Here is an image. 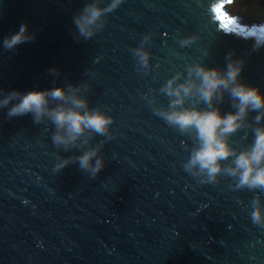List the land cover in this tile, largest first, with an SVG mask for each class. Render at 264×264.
<instances>
[{
	"label": "water",
	"instance_id": "1",
	"mask_svg": "<svg viewBox=\"0 0 264 264\" xmlns=\"http://www.w3.org/2000/svg\"><path fill=\"white\" fill-rule=\"evenodd\" d=\"M231 1L122 0L102 30L77 41L73 16L91 0H0V90L87 83L89 107L113 117V138L91 141L105 140V167L91 179L78 163L57 171L58 155L80 152L54 146L51 122L9 119L0 108V264H264V227L250 216L264 192L234 190L223 175L218 184L199 183L182 167L193 139L145 99L167 108L159 89L169 78L197 62L223 70L229 52L244 61L241 81L264 94V25L228 21ZM22 22L35 40L5 50L4 37ZM147 33L145 75L130 49ZM190 36L197 40L181 47L179 38ZM217 106L234 111L227 94ZM253 139L243 128L230 143L241 149Z\"/></svg>",
	"mask_w": 264,
	"mask_h": 264
},
{
	"label": "clouds",
	"instance_id": "2",
	"mask_svg": "<svg viewBox=\"0 0 264 264\" xmlns=\"http://www.w3.org/2000/svg\"><path fill=\"white\" fill-rule=\"evenodd\" d=\"M121 3L122 0H110L105 7L99 6V0L86 3L73 16L76 29L73 38L77 41L80 38L91 39L104 28L107 14ZM150 37L151 33L145 34L139 46L130 49L136 60L137 72L145 75L150 70V53L144 45ZM35 38V33L28 31L27 23L22 22L18 31L4 37L3 48L15 50L20 44ZM196 40L197 37L190 36L179 38L178 42L185 47ZM225 60L223 70L197 62L187 65L186 76L177 72L169 78L159 89L169 98L167 108L156 107L155 97L149 99L145 96V99L153 107L154 114L169 127L193 139L189 156L182 167L199 183L218 184V177L223 175L232 179L230 187L234 190L246 188L264 192V124L261 123L264 121V94L258 87L241 81L243 59L233 58V53L229 52ZM48 72L54 77L60 75L55 68L48 69ZM88 90L87 83H68L65 87L26 93L0 90V108L7 109L9 119L31 114L36 124L51 122L54 146L66 152L73 149L80 152L67 158L58 155L57 171L71 163H78L83 172L95 179L105 167L104 158L99 153L105 140L113 138L110 131L113 117L99 107H89L82 94ZM225 94L230 98L234 111L221 114L217 105L224 100ZM201 103L206 107H198ZM251 112L257 114L250 121ZM243 128H251L254 139L246 147L237 149L230 143V137ZM97 135L105 137V140L93 146L91 141ZM250 216L253 224L264 227V204L259 196L251 201Z\"/></svg>",
	"mask_w": 264,
	"mask_h": 264
},
{
	"label": "rangeland",
	"instance_id": "3",
	"mask_svg": "<svg viewBox=\"0 0 264 264\" xmlns=\"http://www.w3.org/2000/svg\"><path fill=\"white\" fill-rule=\"evenodd\" d=\"M226 5L230 13L242 21L264 19V0H233Z\"/></svg>",
	"mask_w": 264,
	"mask_h": 264
},
{
	"label": "bare ground",
	"instance_id": "4",
	"mask_svg": "<svg viewBox=\"0 0 264 264\" xmlns=\"http://www.w3.org/2000/svg\"><path fill=\"white\" fill-rule=\"evenodd\" d=\"M233 1V0H232ZM227 7V5H226ZM226 10L230 13V11L226 8ZM231 14V13H230ZM232 17L228 18V21L230 20L234 25H240V24H258V25H264V21H253V22H245L239 19V17H237L236 15H232Z\"/></svg>",
	"mask_w": 264,
	"mask_h": 264
},
{
	"label": "trees",
	"instance_id": "5",
	"mask_svg": "<svg viewBox=\"0 0 264 264\" xmlns=\"http://www.w3.org/2000/svg\"><path fill=\"white\" fill-rule=\"evenodd\" d=\"M256 21H264V19H261V20H256Z\"/></svg>",
	"mask_w": 264,
	"mask_h": 264
},
{
	"label": "snow or ice",
	"instance_id": "6",
	"mask_svg": "<svg viewBox=\"0 0 264 264\" xmlns=\"http://www.w3.org/2000/svg\"><path fill=\"white\" fill-rule=\"evenodd\" d=\"M217 11H219V9H217Z\"/></svg>",
	"mask_w": 264,
	"mask_h": 264
}]
</instances>
